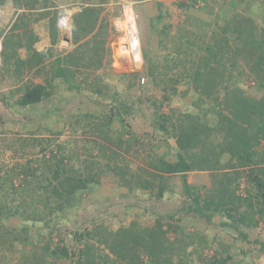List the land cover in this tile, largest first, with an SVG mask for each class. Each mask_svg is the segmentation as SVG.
Masks as SVG:
<instances>
[{
  "label": "rangeland",
  "instance_id": "374dc122",
  "mask_svg": "<svg viewBox=\"0 0 264 264\" xmlns=\"http://www.w3.org/2000/svg\"><path fill=\"white\" fill-rule=\"evenodd\" d=\"M124 2L133 4V11L138 18L136 24L142 65L136 74V70L133 71L125 61H121L123 69H119L118 73L110 67L109 39L114 37L112 21L119 17ZM83 3H86V0H0V41L5 37L12 41V36H15L14 39L19 42L16 51L24 58L29 52L26 49L28 37L34 34L38 37L34 43L38 52L42 57L49 54L44 61L40 58L39 64L34 62L35 65L30 68L24 67L20 76L15 75L12 69L9 72H0V143H16V137H23L34 131L35 137L49 140L51 149H54L56 144L66 143L82 160H90L96 155V150H99L93 143L97 142L104 147L105 154L109 155L113 151L118 153L117 162H109L111 167L116 164L127 165L130 173L134 175L127 177L126 186L122 185L113 173L107 171V157L103 160L101 156L98 159L104 173L100 175L98 184L80 194L79 206L55 213V217L51 219L44 217V223L22 221L20 218L4 219L7 228L19 231L25 225L27 232L21 233L25 238L24 245L16 241L10 245L0 243V264H23L20 258L21 249L26 254H31L36 250V243L44 246L51 241V247L58 243L65 245L69 250H76L78 245L73 239V232L76 230L102 225L106 232L115 233L114 231L120 228L130 227L132 223L153 227L158 219L162 231H168V224L172 227V230L167 232L170 240H174L176 236L182 240L183 246L179 248L186 255V264H210L214 261L219 264H264V213L261 216L253 214L247 228L235 225L232 219H227L220 211L210 220L188 211V208H191V197L186 195L184 183L189 189L196 190L202 202L208 201L207 198L213 195L212 189L220 188V180L224 182L225 179L238 176L226 191L225 199L230 200L232 197L239 203V198L248 195L247 180L240 174V171L245 169L240 168L235 160H230L228 154L220 155L222 167L216 170L191 171L183 177L167 176L161 182L156 179L163 188L159 197L154 195L158 192L157 187L150 191L137 188L134 184V176H139L142 181L148 178L142 173L143 170L155 173L151 166L152 162H155L154 158L172 162L177 152L175 137L163 136L158 131L160 128H153L152 124H155L156 120L151 114L152 101H156L157 105L162 103L158 115L165 114L169 117V122H166L169 132L171 124L179 125L180 119L183 120L186 114L195 115L201 125L212 128L218 112L227 113L226 103H231V95L226 97L224 86L230 91L237 90L255 98L263 96V92L257 87L255 72L250 71L245 63L246 60L248 62L253 59V55L247 57L245 53H234L236 49L243 47V43L235 39L234 33L223 34V29L226 23L230 30L239 28V24H242L247 27L246 34L251 30L254 39L261 42L264 37V0H89L86 3L88 5ZM85 6L97 10L93 29L91 32L85 31V35L75 43L71 42V35L64 33V41L70 39L72 46L75 45L69 52H64L56 46L61 38L60 32L56 36L57 42L52 43V29L46 24L51 18L58 17L59 12L63 16L64 10H83ZM158 14L161 18L156 20ZM41 15L45 16L40 17ZM246 19L250 20L249 24L245 23ZM213 36L218 40L225 38L228 43L229 49L221 52L224 67H229L232 63L235 67L227 84L221 82V79L219 81L221 73H216L215 77H218L217 81L221 85L216 87L209 97L199 99V94L202 95L201 88H198L197 92L187 80L174 83L169 82V79L183 76L186 70L188 73L194 72L204 49L215 46ZM186 38L192 43L186 44ZM84 39L88 42L87 45H83ZM77 50L81 55L84 54L85 60L76 62L77 70L74 67L76 65L66 64L69 70L76 74L74 84L78 86L85 79L86 85L93 83L88 87L100 90V94L95 91L92 93L81 85V90L67 91L66 84L57 82L56 85L52 83L53 90L49 99L30 106L27 110H20L12 104L24 92L23 89L18 90L23 86L46 84V79L52 76L55 58L72 52L71 57L78 59L80 56L76 54ZM149 60L158 68L156 81L147 75ZM178 60L181 64L172 67L173 61ZM260 66L264 70V61ZM141 76L147 79V84L139 87L136 86V80ZM226 77L227 75L223 78ZM82 85L85 86L84 83ZM164 97L168 99L164 100ZM6 102L9 107L4 104ZM122 106L129 112L128 115H123L125 128L115 132L120 133L128 145H123L119 150L118 146L114 145L115 141H101L102 136L92 131L93 127L88 125L90 120L86 118L92 116L95 124H102L106 121L105 116L112 113L115 115ZM157 124H163L161 118L157 120ZM113 125L115 126V122ZM212 130L207 138L208 143L214 139ZM115 132L111 136L116 139L118 135ZM204 137L200 136L202 139ZM124 147L127 149H122ZM34 150V153L39 152L38 148ZM255 150L264 153V137L260 139ZM88 154L90 158H87ZM1 158L3 161L0 162L8 163L9 168L16 162L25 161L20 157L10 159V152L0 151V160ZM34 158L40 159L41 155L37 153ZM222 174L228 175V178L220 176ZM213 175L216 176L213 178ZM241 205V208L235 207L238 214H242L246 208L245 203L241 202L239 206ZM39 207L41 208L40 205ZM234 214L236 215L235 212ZM28 242H32V245ZM101 253L107 254V251L101 249ZM51 259L54 257L49 260ZM54 264H73V261L54 260Z\"/></svg>",
  "mask_w": 264,
  "mask_h": 264
},
{
  "label": "trees",
  "instance_id": "16d2710c",
  "mask_svg": "<svg viewBox=\"0 0 264 264\" xmlns=\"http://www.w3.org/2000/svg\"><path fill=\"white\" fill-rule=\"evenodd\" d=\"M87 1L89 0H86V3ZM86 3L83 4L88 5ZM42 16L45 15L40 17ZM95 16L97 17V10L88 6H85L80 13L72 16V43L85 35V31L86 33L92 31L93 24L96 21ZM160 18L161 16L158 14L156 20ZM56 19L57 16L51 18L50 22L46 24L50 25L52 29L50 36L54 44L58 38L56 37L58 34ZM249 22L250 20L246 19L245 23L249 24ZM239 26V28L236 27L234 30H230L228 23H226L223 34L234 33L235 39L243 43V47L236 49L234 53L236 51L241 55L245 53L247 57L253 55V59L248 60V62L246 60L245 63L250 71L255 72L257 87L263 92V96L255 98L245 93L242 94L237 90L236 92L235 90L230 91L227 86H224L225 93L227 92L226 97L231 95V103H226L227 113L218 112L216 123L212 128L201 125L195 115L186 114L183 120L180 119L179 125L171 124L169 132L166 127L169 117L165 114H159L160 117L158 115L162 103L160 102L157 105L156 101H152L153 110L151 114L154 115V120H156L155 124L154 122L152 124L153 128L155 130L160 128L158 131L163 136L175 137L177 152L172 162L163 160V158H154L155 162H152L151 166L155 173L143 170L142 173L148 178L142 181L139 176H134V184L138 186L137 188L150 191L157 187L158 192L154 195L159 197L163 192V188L157 180L161 182L165 177L172 175L183 177L185 173L191 171L216 170L222 167L219 160L220 155L226 153L230 160H235L240 168L245 169L240 171V174L244 175L247 180L248 195L245 198H239V203L232 197L230 200L225 199V193L231 183L238 178L237 175L236 178L225 179L224 182L220 180L218 184L220 188L218 190L212 189L213 195L207 198L208 201L204 200L202 202L199 194H196V190L189 189L186 187V183L183 182L186 195L191 197V208H188V211L198 214L205 220H210L220 211V213L225 214L227 219H232L235 225H243L249 228V223L253 219L252 215L261 216L264 213V153L255 150L260 139L264 137V70L260 66V63L264 61V37H262L261 42H257L251 30L246 34L247 27L242 24H239ZM14 38L15 36H12L11 41V39L5 37L0 41V55L2 58L0 72H9L12 69L15 75L20 76L24 67L30 68L32 65L39 64L40 58L44 61L45 57H49L48 53L42 57L41 53L33 48L38 37L30 34L26 44V49L29 52L24 58H21L16 51L19 42ZM213 40L217 48L214 46L204 49L202 57L197 61L194 72L188 73L189 71L186 70L183 76L171 78L169 82L177 83L180 80H187L189 84H193L192 86L197 92L198 88L202 89V95L199 94L198 96L199 99L209 97L216 87L221 85L217 81L218 77H215L216 73H221L219 81L221 79V82L226 84L230 82L232 78L231 71L235 66L232 63L229 64V67H224L221 53L224 49H229L228 43L225 38L218 40L214 37ZM87 43L84 42L83 45H87ZM185 43L189 45L192 42L189 38H186ZM94 44L97 45L98 43ZM94 44H90V46H94ZM7 53L9 54L5 55ZM71 53L55 58L52 76L46 79L45 85L31 84L18 89H23L24 92L12 104L19 107L20 110H27L28 107L49 99L53 90L52 83L56 85L57 82L63 85L66 84L65 89L67 91L81 90V85L87 90L90 89L92 93L95 91V93L100 94V90L88 87L93 83L86 85L85 79L78 86L74 84L73 79L76 74L70 71L66 64L76 65L74 67L77 70L76 62L84 61L85 57L77 50L76 54H79L80 57L74 59L71 57ZM176 64L179 65L181 62L179 60L173 61L172 67H175ZM83 68L85 67L83 66ZM157 69L153 62L149 60L147 75L153 78L154 81H156ZM225 74L227 77L224 79ZM136 81V86L142 87L138 84V79ZM83 83L85 86L82 85ZM132 85L135 84L132 83ZM155 85L158 84L155 83ZM163 99L167 100L168 98L164 97ZM3 100L6 101L4 97ZM4 104L9 107V103ZM128 113V109L122 106L115 115L112 113L105 116L106 121L102 124H95L92 116L86 119L90 120L88 125L93 127L92 131L102 136L101 141L110 143L115 141L114 145L118 146L120 150L123 145L128 144L127 141L125 142L122 139L120 133L115 131H121L125 128L123 117ZM159 118H161L163 124L158 126L157 120ZM113 122H115V126H112ZM76 125L77 122H75ZM211 129H213L212 136L214 139L208 143L207 138L211 135ZM33 132L25 133L26 135L23 137H16V143L15 141L5 144L0 143V151L10 152V159L14 160L20 157L25 160L24 163L16 162L12 166L10 165V168L7 167L8 163L0 162V243L2 244L10 245L16 241L20 245H24L25 238L21 236V233L27 232L25 225L19 231L7 228L3 222L4 219L20 218L22 221L29 220L32 223H44V217L51 219L55 217V213H60L64 209H70L76 205L79 206L81 203L80 194L98 184L100 175L104 173L101 170L100 159H98L101 156L103 160L107 157L105 160L107 171L113 173L122 185L126 186L127 177L134 175L130 173L127 165L119 166L116 164L111 167L109 162L111 160L117 162L118 153L113 151L109 155L105 154L104 147L97 144V142H93L99 149L96 150V155L92 156L90 160H82L79 155L72 152L66 143L56 144L55 148L51 149V144L47 138L35 137V132ZM114 132L118 135L116 139L111 136ZM201 135L205 137L202 139L200 138ZM37 148L39 149L37 153L41 155L40 159L34 158L37 154L34 153V149ZM122 149H127V147ZM87 158H90L89 154ZM0 161H3V159L1 158ZM214 176L216 175L212 177L214 178ZM220 176L228 178L226 174ZM213 184L216 183L213 182ZM241 202L245 203L246 208L242 214H238L236 208L242 207V205L239 206ZM39 205L41 208H38ZM248 214H250L249 217ZM161 226L158 219L153 227H143L132 223L130 227L120 228L113 233L106 232L102 225H94L90 229L86 228L73 232V239L78 245L76 250H69L65 245L58 243L51 247L50 241L44 246H39L36 243V250L31 254H26L21 249L22 255L20 258L23 260V264H54V260H71L73 264H186V255L179 248L181 245L183 246L182 240H179L177 236L174 237V240H170L167 237V232L172 230V227L168 224V231H162ZM28 244L32 245V242H28ZM101 249L106 250L107 254H102ZM110 255L112 258H109ZM51 257H54V259L49 260ZM210 264H219V262L215 263L214 261Z\"/></svg>",
  "mask_w": 264,
  "mask_h": 264
},
{
  "label": "built area",
  "instance_id": "2783aa9c",
  "mask_svg": "<svg viewBox=\"0 0 264 264\" xmlns=\"http://www.w3.org/2000/svg\"><path fill=\"white\" fill-rule=\"evenodd\" d=\"M131 7L132 3L124 2L119 17L113 20V28L117 37L110 42V47L112 62L125 61L132 70H136L141 67V56L135 27L136 16ZM77 10L79 8L64 10L63 16L57 22V27L61 32H69V18ZM146 81L144 77H141L139 84L143 86Z\"/></svg>",
  "mask_w": 264,
  "mask_h": 264
},
{
  "label": "crops",
  "instance_id": "0c3cea01",
  "mask_svg": "<svg viewBox=\"0 0 264 264\" xmlns=\"http://www.w3.org/2000/svg\"><path fill=\"white\" fill-rule=\"evenodd\" d=\"M60 13V12H59ZM71 30H72V27H71ZM72 36V35H71ZM60 37V36H59ZM62 38V39H61ZM61 38L58 40V42H57V47L58 48H61V49H63V51L64 52H69L73 47H75V45H73L72 46V44H71V42H70V39L68 40H66V41H64V36L61 34ZM86 41V39H84V41H82V42H85ZM42 42V41H41ZM67 44V45H66ZM34 48H35V50L38 52L39 50L37 49V47L34 45ZM71 48V49H70ZM110 67H111V69L115 72H119V69L120 70H122L123 69V64L121 63V62H117V61H115V62H112V60H110ZM120 76H122V74H120Z\"/></svg>",
  "mask_w": 264,
  "mask_h": 264
},
{
  "label": "clouds",
  "instance_id": "9594fccd",
  "mask_svg": "<svg viewBox=\"0 0 264 264\" xmlns=\"http://www.w3.org/2000/svg\"><path fill=\"white\" fill-rule=\"evenodd\" d=\"M133 5V4H132ZM132 8V11H133V7H131ZM81 12V10H80V8H79V11L78 12H74L72 15H71V17L69 18V32L68 33H65L67 36H70L71 35V18H72V16L74 15V14H76V13H80ZM133 13L135 14V16H136V19H135V27H136V31H137V37H139V34H138V30H137V24H136V21H138V18H137V15H136V13L133 11ZM120 14V13H119ZM62 16L60 15V13H59V15H58V17H57V22H58V20L61 18ZM57 22H56V28H57V31H58V33L60 32V34H62V35H65L64 34V32H61L59 29H58V27H57ZM113 22V21H112ZM111 29H112V34L114 35V37H113V39L115 38V36H116V34H115V31H114V28H113V26H111ZM117 37V36H116ZM112 39V37L109 39V48H110V52H111V47H110V42L113 40ZM138 41H139V39H138ZM139 46H140V44H139ZM112 55V54H111ZM140 56H141V62H142V51H141V48H140ZM112 60V59H111ZM123 62V61H122ZM0 65H1V58H0ZM142 65V64H141ZM141 68V67H140ZM133 71H135V70H133ZM139 71V69H136V72H134L135 74L137 73ZM142 77V76H141ZM140 77V78H141ZM147 80V79H146ZM147 82V81H146ZM138 84H139V79H138ZM140 85V84H139ZM144 86V85H143Z\"/></svg>",
  "mask_w": 264,
  "mask_h": 264
}]
</instances>
